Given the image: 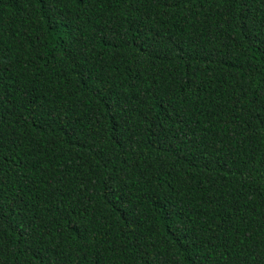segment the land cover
I'll return each instance as SVG.
<instances>
[{"label":"trees","instance_id":"1","mask_svg":"<svg viewBox=\"0 0 264 264\" xmlns=\"http://www.w3.org/2000/svg\"><path fill=\"white\" fill-rule=\"evenodd\" d=\"M0 264H264V0H0Z\"/></svg>","mask_w":264,"mask_h":264}]
</instances>
